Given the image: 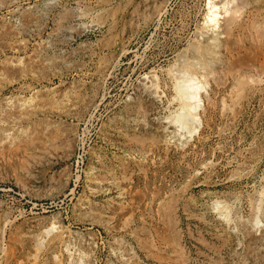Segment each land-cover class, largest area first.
I'll return each instance as SVG.
<instances>
[{"label": "rangeland", "instance_id": "rangeland-1", "mask_svg": "<svg viewBox=\"0 0 264 264\" xmlns=\"http://www.w3.org/2000/svg\"><path fill=\"white\" fill-rule=\"evenodd\" d=\"M250 1L214 50L207 0H0V264H264Z\"/></svg>", "mask_w": 264, "mask_h": 264}, {"label": "bare ground", "instance_id": "bare-ground-1", "mask_svg": "<svg viewBox=\"0 0 264 264\" xmlns=\"http://www.w3.org/2000/svg\"><path fill=\"white\" fill-rule=\"evenodd\" d=\"M209 1V2H208ZM207 3H208V8H207V13L204 14V20L202 22V28L204 31H210L211 34H209L208 38L206 39V42L207 44H205L207 47L210 45L212 47H210L211 49L214 48L219 50L220 47L222 49V46H220V42H219V39H221V35H222V39H223V35L225 36V39H228L230 36H235L233 35L237 30L238 28L240 27V17L241 15L243 14V10L248 8L249 5L252 4V2L250 0H241V3H239V0L238 2H236V0H207ZM264 4V0H257V3L255 4L256 6H253V7H261V5ZM207 7V5L205 6V8ZM252 7V6H251ZM263 7V6H262ZM166 10V9H165ZM255 10V9H254ZM264 10V9H262ZM247 11V10H246ZM250 11H253L252 9ZM257 11V10H256ZM249 12V11H248ZM260 13V12H259ZM258 13V14H259ZM246 14V13H245ZM251 14V13H250ZM244 15V14H243ZM247 16V15H246ZM261 16V15H260ZM264 16V15H262ZM246 18V17H245ZM243 19V18H242ZM249 19V18H248ZM257 19V18H256ZM263 19V18H262ZM264 20V19H263ZM246 22V20H245ZM258 23V22H257ZM264 24V23H263ZM258 25V24H257ZM244 26V25H243ZM249 26V25H248ZM263 26V25H262ZM201 28V29H202ZM241 28V27H240ZM250 28V26H249ZM253 30H256L255 27L253 26ZM221 29V31H220ZM242 31H243V28H241ZM245 29V27H244ZM248 30V29H247ZM259 30V29H258ZM263 30V29H262ZM245 31V30H244ZM243 31V32H244ZM158 32V31H157ZM251 33V31H249ZM202 33V32H201ZM237 34V33H236ZM257 34V33H256ZM198 36V35H197ZM206 36V35H205ZM200 37H202L200 35ZM204 37V36H203ZM260 37V36H259ZM263 37V35H262ZM231 38V37H230ZM233 38V37H232ZM244 38V37H243ZM261 38V37H260ZM245 39V38H244ZM194 40V39H193ZM201 40V39H200ZM260 40V39H259ZM204 41V40H203ZM229 42L231 40H228ZM227 41V42H228ZM225 42V40H224ZM228 42V44H229ZM197 43V42H196ZM201 44L203 42H200ZM222 43V42H221ZM226 43V42H225ZM200 44V45H201ZM213 44H215L213 46ZM227 45V44H226ZM206 46H204V48H202V50H204L205 48H207ZM202 47V46H201ZM200 47V49H201ZM227 47V46H226ZM199 48V47H198ZM209 48V50H210ZM225 47H223L224 49ZM190 49V48H189ZM183 50V49H182ZM199 50V49H198ZM207 50V49H206ZM193 51V50H192ZM200 52V51H199ZM212 52V51H211ZM216 52V51H215ZM214 52V53H215ZM213 53V52H212ZM218 53V52H217ZM196 54V53H195ZM193 53V55H195ZM203 54V53H202ZM201 54V55H202ZM209 55V54H208ZM212 55V54H211ZM217 55V54H215ZM198 56V55H197ZM205 56V55H204ZM214 56V54H213ZM212 56V57H213ZM202 57V56H201ZM211 57V58H212ZM210 58V57H209ZM218 58V57H217ZM223 58V57H222ZM233 58V57H232ZM206 59V58H205ZM219 59V58H218ZM208 60V59H206ZM220 60V59H219ZM227 60V59H226ZM189 61V60H188ZM211 61V60H210ZM217 61V60H216ZM191 62V61H190ZM200 62V61H199ZM205 62V61H203ZM212 62V61H211ZM192 63V62H191ZM198 63V62H197ZM223 63V62H222ZM227 63V62H226ZM194 64V63H193ZM199 64V63H198ZM206 64V63H204ZM210 64V63H208ZM229 64V63H227ZM242 64V63H241ZM184 65V64H183ZM190 65V64H189ZM201 65V64H200ZM199 65V66H200ZM222 65V64H221ZM173 66V65H172ZM198 66V65H196ZM205 66V65H204ZM209 66V65H208ZM219 66V65H218ZM179 67V66H178ZM207 68V66H205ZM203 68L206 69V68ZM211 67V66H210ZM217 66H215L216 68ZM175 68V67H174ZM198 68V67H197ZM201 68V69H202ZM247 68V67H246ZM208 69V68H207ZM236 69V68H235ZM261 69V68H260ZM180 70V68H179ZM187 72V70H185ZM213 71V70H212ZM180 72V71H177V73ZM207 72V70H206ZM205 72V73H206ZM210 72V71H208ZM176 74V73H175ZM182 74H185V72ZM180 74V75H182ZM186 75V74H185ZM209 76L211 75L208 74ZM235 75V74H234ZM208 76V77H209ZM184 77V76H182ZM203 77V76H202ZM207 76H204V78H206ZM240 77V76H239ZM243 77V76H242ZM145 78V77H144ZM149 78V77H148ZM187 78V77H185ZM255 78V77H254ZM199 79V77H198ZM195 76L194 77H189L187 80H179L177 81V86H176V93H178L177 95H179V99H184V103L183 105L180 107V110L182 111H189V113L191 114V116L193 117L194 120H197V117H198V114L196 112V109L195 107L198 106V103L197 101H199V98L201 97V94L203 92V90L206 89L207 85L209 84L207 81L205 82H202V81H199ZM207 79V78H206ZM238 79V78H237ZM245 79V78H244ZM248 79V78H247ZM251 79V78H250ZM260 79V78H259ZM146 80V78H145ZM155 80V79H154ZM243 80V79H242ZM240 81V79H239ZM153 82V81H152ZM245 82V81H244ZM157 83V82H155ZM240 83V82H239ZM176 84V83H175ZM242 84V83H241ZM244 84V83H243ZM158 84H156L157 86ZM159 86V85H158ZM162 96V95H161ZM156 97V96H155ZM177 97V96H176ZM178 100V99H177ZM181 102V101H180ZM193 104H192V103ZM197 103V106H195ZM200 104V103H199ZM200 107V105L198 106ZM200 109V108H199ZM185 113H183L184 115ZM188 114V113H187ZM189 114V115H190ZM181 116V115H180ZM183 117V116H182ZM180 118V117H179ZM199 118V117H198ZM181 119V118H180ZM185 119V118H184ZM201 120V119H200ZM182 121V119H181ZM184 121V120H183ZM180 122V121H179ZM178 122V123H179ZM181 123V122H180ZM181 125V128H183V126L185 125V123H182L180 124ZM187 125H185L184 127H186ZM197 126H196V122H192L188 125V130H187V134L189 133L190 135H193L195 133H197ZM58 238H61V237H58ZM62 241V240H61ZM38 248V247H37ZM43 248V247H42ZM46 249V248H45ZM38 249H35V251H37ZM40 250V248H39ZM7 252V251H6ZM38 253V251L36 252ZM35 253V257H37V254ZM39 254V253H38ZM10 257V256H9ZM21 261V260H20ZM22 262V261H21ZM33 262V261H32ZM60 263V262H59ZM31 264V262H30ZM33 264V263H32ZM36 264V263H34Z\"/></svg>", "mask_w": 264, "mask_h": 264}]
</instances>
